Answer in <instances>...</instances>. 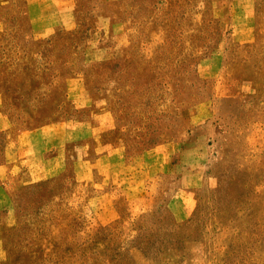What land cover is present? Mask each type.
<instances>
[{
    "label": "rangeland",
    "instance_id": "rangeland-1",
    "mask_svg": "<svg viewBox=\"0 0 264 264\" xmlns=\"http://www.w3.org/2000/svg\"><path fill=\"white\" fill-rule=\"evenodd\" d=\"M0 264H264V0H0Z\"/></svg>",
    "mask_w": 264,
    "mask_h": 264
}]
</instances>
